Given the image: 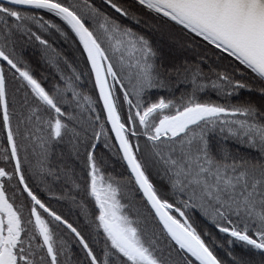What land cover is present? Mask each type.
Listing matches in <instances>:
<instances>
[{"label":"snow or ice","instance_id":"obj_1","mask_svg":"<svg viewBox=\"0 0 264 264\" xmlns=\"http://www.w3.org/2000/svg\"><path fill=\"white\" fill-rule=\"evenodd\" d=\"M0 264H264V0H0Z\"/></svg>","mask_w":264,"mask_h":264},{"label":"trees","instance_id":"obj_2","mask_svg":"<svg viewBox=\"0 0 264 264\" xmlns=\"http://www.w3.org/2000/svg\"><path fill=\"white\" fill-rule=\"evenodd\" d=\"M63 47H66V45H62ZM32 58V56H31V53H29V59H31ZM117 172H119V171H121L119 168H117V170H116ZM113 174H116L115 172L113 173Z\"/></svg>","mask_w":264,"mask_h":264}]
</instances>
